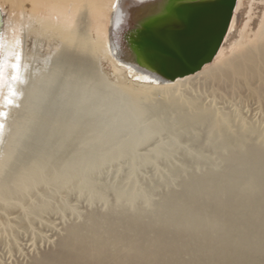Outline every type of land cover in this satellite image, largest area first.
<instances>
[{
  "label": "bare ground",
  "instance_id": "bare-ground-1",
  "mask_svg": "<svg viewBox=\"0 0 264 264\" xmlns=\"http://www.w3.org/2000/svg\"><path fill=\"white\" fill-rule=\"evenodd\" d=\"M170 1L19 0L20 20L0 8V246L27 255L48 216L80 219L25 264H264V129L192 96L264 95V0L235 1L191 85L133 65L116 33ZM119 161L129 185L101 180ZM145 166L158 175L139 184Z\"/></svg>",
  "mask_w": 264,
  "mask_h": 264
},
{
  "label": "water",
  "instance_id": "water-1",
  "mask_svg": "<svg viewBox=\"0 0 264 264\" xmlns=\"http://www.w3.org/2000/svg\"><path fill=\"white\" fill-rule=\"evenodd\" d=\"M236 0H182L155 15L141 14L117 30L120 42L130 54V62L159 80L170 81L188 76L210 64L220 46ZM170 14V15H169ZM160 17H166L161 20ZM133 19V20H132ZM167 32L195 35L191 53L179 61L163 62L145 55V49L158 38L161 29Z\"/></svg>",
  "mask_w": 264,
  "mask_h": 264
},
{
  "label": "rangeland",
  "instance_id": "rangeland-1",
  "mask_svg": "<svg viewBox=\"0 0 264 264\" xmlns=\"http://www.w3.org/2000/svg\"><path fill=\"white\" fill-rule=\"evenodd\" d=\"M111 2H112V0H110L109 3H111ZM0 8H1L2 12H4L6 14L8 19L11 17H14V19L20 20L21 9H20L19 0H0ZM88 16H89V19H90L92 26H93L94 22H96V19L94 17V13H91V15H88ZM101 31L103 33L105 31L106 32L108 31V24L107 23H105L103 25ZM14 35L15 34H12V37ZM211 64L204 66L201 70H203L204 68L205 69L208 68L209 66H211ZM201 70H199L198 72H200ZM190 76L191 77H190V79L187 80V83H189L191 85V84H193V82L194 83L199 82V80L201 79V76H203V75L193 77L194 75L192 74ZM189 84H186V85L190 86ZM192 89H193L192 90V96L197 97V98L200 97L202 100L204 99L203 101H205V103L208 102V104L213 106V107H221L228 112L234 111V112L238 113L240 116H242V117L244 116L243 118L246 119L247 121H250L255 127L259 128V129H264V95L258 96V97H252V96L246 95L245 93H241V92L240 93L239 92L238 93H229V92L223 91V90H218L217 92L214 93L213 91L209 90L208 88L202 87L200 85H198L196 88H192ZM208 91H209V93H208ZM18 98H20V95L18 96ZM209 102H211V104ZM7 105H9V106L12 105L15 107V109H19L21 107V101L19 100L16 104H13V102L9 99L7 101ZM10 113H11V111L9 108L7 112H4L1 115L3 120L0 121V125H2V127H0V138L4 134V129L7 125V121L9 120ZM16 114H17V112L13 114V119L16 117ZM4 119H5V121H4ZM147 147L149 148L150 146H147ZM179 155L180 154H178V153L176 154L177 157L181 158V156H179ZM176 156L174 159H176ZM212 156L217 158L215 155H212ZM160 162L159 161L157 162L158 166L162 167V165L164 164L162 167L163 169H161V167H160V170L165 172L166 168L164 166H165L166 162H165V160H161ZM124 166L126 168H129V167H127L128 165H126V163L124 161H119V162H116L115 164L113 163L112 166L105 165V168L102 170V173L100 174L99 177H101L100 178L101 180H103V181L105 180L106 181L105 183H107V184L114 183V182L117 183L118 181L121 182L123 180L121 182L122 185H127V184L129 185V183H128L129 179L127 178L128 177L127 172L129 170L126 169ZM153 168L154 167H150V166L149 167L145 166L142 168L141 167L135 168V171L137 170L135 172V175H136L135 178H137V181L141 180V183L138 182L139 184H142L143 182L145 183V181H147L148 179L152 180V179L157 178V176H155V174L158 175L157 170L155 168L154 169ZM105 169H106V172L104 171ZM128 173L130 174V172H128ZM150 176H151V178H150ZM159 191H163V188L160 187L159 190L156 191V194H157V195L155 194L156 198L158 196ZM71 195H73V196H71ZM71 195L69 196L70 201L68 200V202L70 205L75 207L76 211H78L79 214H84V213L88 212V210H90V208H89L90 206L85 201V198L80 197V196L77 197L76 194H71ZM75 197L78 198V201L76 200L77 198H75ZM92 207H95L98 209H100V207L103 208L100 203H94V204H92ZM70 214L71 213H67L64 215L63 214L62 215L56 214V215H53V216L51 215V216L47 217V218H49L52 227H48V228H45L44 230H42L41 233L45 236V238H38V239L34 238V240H35L34 242H32V241L28 242L29 245H31V243H33L34 247L36 245V248H33L34 251L32 250L29 253L30 255L29 254L20 255L18 253H15V255H14V252H11L12 253L11 254L7 251L6 248L4 249L3 246H0V248H1L0 249V264H8V263L9 264H11V263L15 264V262L16 263L21 262L22 264H25L26 262L29 261V259L33 255L44 252L45 250L49 251L54 246V243L56 242L55 240H57L58 234L62 232L64 227L68 224L75 223V222H78L80 220L75 214L74 215H72V214L70 215ZM2 249H3V251H2ZM6 252H8V253H6ZM13 255L15 258L13 257Z\"/></svg>",
  "mask_w": 264,
  "mask_h": 264
},
{
  "label": "snow or ice",
  "instance_id": "snow-or-ice-1",
  "mask_svg": "<svg viewBox=\"0 0 264 264\" xmlns=\"http://www.w3.org/2000/svg\"><path fill=\"white\" fill-rule=\"evenodd\" d=\"M165 18L160 17L158 19L163 20ZM194 43L195 35L192 32L174 33L167 32L162 28L158 38L145 49V55L163 62L179 61L191 53Z\"/></svg>",
  "mask_w": 264,
  "mask_h": 264
}]
</instances>
